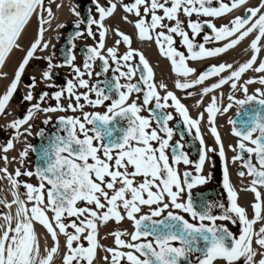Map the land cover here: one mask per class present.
I'll list each match as a JSON object with an SVG mask.
<instances>
[{"label":"snow or ice","instance_id":"6c2138e0","mask_svg":"<svg viewBox=\"0 0 264 264\" xmlns=\"http://www.w3.org/2000/svg\"><path fill=\"white\" fill-rule=\"evenodd\" d=\"M92 4L96 15L89 9L86 19L75 7L70 9L77 17L73 25L76 30L70 34V47L62 63L54 64L55 53L45 57L35 55L48 47L43 33L45 25L50 24L52 12L45 7V0H0V66L6 63L14 49L21 47L18 41L30 18L34 14L39 16L37 37L24 50L25 55L17 65L10 86L0 94V114H8L6 105L31 59L46 62V67L41 70L42 80H50L57 67H70L74 74V79L67 80L59 90L41 91L38 96L34 94L36 78H30L29 91L22 97V102H27L29 107L22 118L5 126L4 130L12 129L13 135L0 145V152L6 154L13 150L14 140L22 135H32L30 121L37 113L79 109L82 116V119L80 116L57 118V130L49 137L50 148L41 147L45 166L37 167L35 172L16 168L14 174H9L8 157L0 156L5 161L0 172L6 174L13 195L11 202L0 199V204L8 209L3 214L5 225L0 230V264H54L61 235L65 238L62 264H94L99 247L98 223L112 221L119 224L125 219L132 223L133 230L110 233L115 247L105 248L104 251L111 255L103 258L110 264H237L241 258L243 264H264V191H261L264 189V111L254 108L239 121L228 118L230 134L236 137L235 144L227 145L233 152L231 157L227 155L216 124L217 115L227 113L234 105L237 116L246 104L264 106V59L256 64L258 53L264 49V0H260L259 6H250L248 0H129L128 3L106 0L104 5L99 0H92ZM118 6L126 14L123 19L134 25L138 38L154 42L160 54L170 61L177 77L174 87L188 90L186 97L200 96L194 106L201 110L195 116L166 83L155 81L152 67L139 50L131 47L128 34L116 29L117 39L111 46L106 45L108 29L104 21L114 15ZM241 7L245 9V15H235L219 26L214 23L216 18L222 19ZM128 16L135 19L128 20ZM181 16L186 19L182 20ZM205 25L210 34L204 32L198 42L196 37ZM250 34L254 36L250 41L252 55L236 67L224 61L197 74L187 63L218 58ZM87 38H91L93 44L86 45L83 63L77 66L74 41ZM175 38H179L178 42L187 54L178 50ZM121 44L127 46L123 53L119 51ZM135 57L139 59L133 66ZM94 66L100 68L95 72L96 76L105 74V84L109 83L106 74L112 72L116 98L107 89L99 87V82L89 84L86 77L93 75ZM249 70L256 75L243 79ZM137 74L138 78L134 79ZM3 75L6 78L7 74ZM193 75L195 79L191 78ZM209 78L213 80L210 84L206 83ZM121 79L125 82L121 83ZM252 84L260 87L249 94L248 87ZM226 85L242 92L244 98L237 99L233 94L225 97L223 87ZM197 86L199 93L191 90ZM77 88L86 91L77 94ZM65 93L70 101L74 97V103L69 102L66 107L61 102ZM205 95L209 97L207 104H203ZM48 100H54L55 104L48 105ZM107 101L110 103L103 114L83 111L85 104L99 107ZM116 117L127 122L118 139L113 137L111 128L102 130L96 125L99 121L107 126ZM50 120L51 117L46 116L43 123L47 125ZM172 121L176 123L169 126ZM181 123L188 135L199 142L196 160L190 159L183 150L182 132L180 140L171 143ZM204 123L213 137L214 147L206 145L201 131ZM25 125L27 127H23ZM44 134V129L37 132L38 136ZM30 147L28 145L19 152L21 165ZM216 156L223 164L226 202L209 201L202 194L194 196L191 191L212 178L211 172L204 174V166L207 163L214 167ZM230 163L238 165L237 174L242 180L245 176L251 177L249 186L244 189L254 194L251 215L238 203V192L231 183ZM180 165L185 166L183 173L179 170ZM22 175L34 177L37 185L21 182L19 177ZM21 187L25 199H21L17 191ZM28 202H31L30 208ZM258 221L262 226L255 230ZM35 222L46 229L53 241L54 246H45L44 255L34 232ZM223 222L236 226L238 233H233ZM83 241H87L86 247ZM254 244L257 247H253Z\"/></svg>","mask_w":264,"mask_h":264},{"label":"bare ground","instance_id":"6f19581e","mask_svg":"<svg viewBox=\"0 0 264 264\" xmlns=\"http://www.w3.org/2000/svg\"><path fill=\"white\" fill-rule=\"evenodd\" d=\"M101 3L102 0H99ZM260 0H248V4L250 6H259ZM59 5V7H57ZM72 7H76V0H55V2L52 4V17L50 20L49 25H45V31L43 33V40L48 42V45L52 43L51 35L55 31V28L57 25H60L62 23H69L73 21L75 16L73 15L72 11L70 10ZM47 8V7H46ZM78 12V10H76ZM234 11V10H233ZM45 15V13H44ZM126 15L123 10L118 7L114 13L109 18H106L104 21V25L106 29H108L106 34V44L107 46L112 45V41L114 38L115 30L119 29L121 32H124L128 34L132 38V44L133 49L139 50L144 57L149 62L150 66L152 67L154 71V79L157 82H164L168 85V88L178 96L182 98V102L188 106L190 113L195 116L197 112H199L201 109L195 107V101L200 99L199 95H194L192 97H186L183 95V92L179 89H176L174 87V82L177 79L176 74L172 71V66L170 61L162 56L159 52V49L157 45L154 42L151 41H141L137 37V30L134 28V25L132 23H128L123 19V16ZM235 15H245V9L243 7L239 8L237 11H234L231 13V15H225L222 19L216 18L214 20V23L219 26L223 23L228 22L232 17ZM46 17V16H45ZM181 19H185L183 16H181ZM205 19V18H202ZM38 15H33L30 18V22L26 25L25 29L23 30V33L21 37L19 38V49H14L8 58H6V63L3 66H0V94H3L6 91V88L10 86V81L14 78V72L17 70V65L21 62L22 57L25 55V51L30 44L35 40L37 37V31H38ZM128 20H134L133 17L128 16ZM253 34H250L248 37H246L242 42L239 43L238 46H235L234 48L228 50L226 53L221 54L218 58H205L203 60L199 61H190L191 67L196 69V72L203 71L205 68H207L210 65L217 64L219 62H229L233 63L234 67L238 66L241 63L246 62L248 59H250L252 53L250 48V41L253 39ZM202 36L196 37V40L199 42L201 41ZM207 47H211L212 45H206ZM48 48V47H47ZM46 48V49H47ZM44 49L41 52V56L47 55L48 51ZM126 49L121 48L119 51L123 53ZM264 58V49H261V51L258 53V59L256 64L258 65V62L260 59ZM199 70V71H198ZM7 74L6 78L3 74ZM226 74V73H225ZM256 74L253 73L251 70H249L244 76L243 79H248L251 77H254ZM27 77H35L38 81V84L36 87L42 88V84L39 83L41 81V67L39 66L38 59H31L30 63L26 66L21 80L19 81L18 88L15 91L14 95L10 98V102L6 105V112L7 115L0 114V126L3 124H8L9 122L13 121L14 116L16 114V108L14 104L15 95L18 92H21L23 94H27L29 91L26 86L22 85L21 81L24 78ZM213 82L212 78L209 79L206 83ZM260 87L258 84H252L248 87L249 94L253 93V89ZM194 92L199 93L200 87L197 86L194 89H191ZM188 91V90H186ZM223 92L225 97L229 94H233L237 99H243V93L237 92L232 89H230L229 86L223 87ZM209 100V97L205 95L203 97V104H207ZM228 101L225 98L224 103L226 104ZM218 103H219V96H218ZM236 106L234 105L227 113L223 115H217L216 117V124L219 126V132L221 134V137L223 138L226 152L228 157L232 155V151L227 149L228 144H235L236 137L232 136L230 134V128L231 126L228 124V118L234 116L236 112ZM167 111H172V109H168ZM144 115V113H141ZM35 117V116H34ZM34 118L30 121V123H33ZM169 126H171V122H169ZM27 127V125L23 126ZM201 131L204 135V139L206 142V145L208 146H215L213 137L208 133L207 131V124L204 123L201 125ZM179 139H174L173 143L178 141ZM24 141L26 140H14V149L10 150L8 153L0 152V156L6 155L8 157V164H7V170L9 174H13L14 170L16 168H21V164L18 162L19 152L23 150ZM199 145V142H198ZM15 158V159H14ZM20 166V167H19ZM5 167V161L3 159H0V168ZM179 170L181 173L185 170V168L180 165ZM238 170V165L236 164H229V172H230V178L231 183L235 187V189L238 192V203L240 206H243L247 208L246 206L249 205V202L253 198V193L251 191L244 190L249 186V180L247 178L239 179L236 175V171ZM191 171V169H190ZM210 172L209 165L206 163L204 166V174H207ZM24 181L34 183L33 180H30L25 177ZM17 191L20 193V198L25 199L22 192H20L19 189ZM261 191H264L261 189ZM0 199H6L8 202H11L13 200V195L11 191V185L9 180L7 179V176L5 173L0 172ZM80 206H83L82 203H79ZM27 206L31 207V202L27 203ZM144 211H147L145 208ZM8 209L4 208L2 204H0V230H2L3 226L5 225V222L3 220V214L7 213ZM15 213V205L12 207V214ZM49 216H51V213H48ZM254 229H256V225H254ZM115 230H127L128 232H131L133 230L132 223L128 221L127 219L123 220L119 224H116L112 221L106 222V224H99L97 227V244L98 249L96 251V255L94 258V264H110V261L106 262L103 258L105 256L110 257V253H107L104 251L105 248L108 247H115L114 245V238L110 234L112 231ZM34 232L38 236V244L41 249V254L44 255V248L45 246L51 247L53 245V241L50 238V234H46V230L42 228L38 222H35L34 224ZM83 245H87V241L82 242ZM253 247H257L255 244ZM259 251V249H258ZM65 252V238L61 235L59 236V248L58 253L54 255L53 261L54 264H62V254ZM259 259V256L256 258ZM237 264H243V258H241L240 261L237 262Z\"/></svg>","mask_w":264,"mask_h":264},{"label":"flooded vegetation","instance_id":"af4514ba","mask_svg":"<svg viewBox=\"0 0 264 264\" xmlns=\"http://www.w3.org/2000/svg\"><path fill=\"white\" fill-rule=\"evenodd\" d=\"M105 2H106V0H102L101 4L104 5ZM123 2L124 3H128L129 0H123ZM76 7L79 8V10L81 11L80 14H81V16L83 18H84V12L88 11L89 9H91V12H92V14L94 16L96 15L95 8H94V6L92 4V0H76ZM76 19H77V17H76ZM76 19H73V21H71L69 23H62V25H64V27H57L56 26L55 31L51 35L52 43L50 45H48V48L46 49L48 51L46 56H49V55H52L53 53H55V56L53 58V63L54 64L62 63V58H63L62 50L64 49V51L67 52V49L70 47V44H69L70 32H73V31L76 30L74 28V26H73ZM83 27H84V25L82 24L81 25V29H83ZM116 39H117V36H116V33H115L113 41H112V44H113V42ZM74 43H75L74 53H75V57H76L74 63L77 66H81L82 63H83V59H84L83 52L86 50V45H92L93 44V40L91 38L76 39L74 41ZM131 47L133 48L132 38H131ZM121 48L126 49L127 46L121 44L119 46V49H121ZM181 48L182 47H178V50H180L182 52H185V54H187L186 53V49L185 48L181 49ZM138 59H139V57H135L134 58V60L132 62L133 66H135V64L138 61ZM187 63L190 66V61H187ZM97 65H99V61H97ZM45 67H46V62L43 60L42 69H44ZM97 71H100V68L98 66H94L93 75L90 78L86 77L87 79H89V84L91 85V84H95V83L99 82V87L107 89L109 94L113 98H116L115 89L112 87V84L115 82L112 79V76H113L112 72L109 71L106 74L109 83L105 84V83H103V81L105 80V74H102L100 76H96L95 72H97ZM138 75L139 74H137V77H135L134 79L138 78ZM72 79H74V74H73V72H72L70 67L64 66V67L54 68L53 69L52 78L50 80H42L43 81V83H41L42 84V88L35 87L34 94L38 96L41 91L52 92V91H55V90H59L60 86H64L66 84L67 80H72ZM36 82H37L36 83V86H37L38 81L36 80ZM120 82L124 83L125 81L123 79H121ZM30 83H31V80L28 81L27 85L29 86ZM46 85H55L56 87L55 88H47ZM83 91H86V89H79V88L76 89L77 94H79L80 92H83ZM66 96H67V94L65 93V97H62V101H61L62 104L65 107L67 106V104L69 102H73L74 103V97L70 101L69 99L66 98ZM22 97L23 96H20V98L17 99L18 102L15 105L16 114L14 116L13 121L16 120L17 118H22L23 115L26 114V110L29 107V104L27 102H22ZM92 98H95L94 94H92ZM81 102H83V101L81 100ZM32 103L35 104L36 101L33 100ZM108 103H110V101L105 102V105L99 106V107H90L87 104H85L83 111H86V112H89V113L95 111V112L103 114L107 110L106 109V105ZM54 104H55L54 100H48V105H54ZM143 113H144L145 116H147L146 112H143ZM109 115H111V114H109ZM46 116H50L51 117V120L49 121V123L47 125H45L43 123V120L46 118ZM59 116H80L81 119H82L81 110H79V109L77 111H75V112H72L71 110H67V111H64V112L57 111V112L48 113V114H43V113L35 114V117H34V120H33V123H32L33 126L31 128L32 135H22L18 139V140H21V139L26 140V141H24V143H25L24 146H26V145L27 146L28 145L32 146V147L28 148L27 156L24 158V159H27V160H29V159L32 160V162L30 163L31 166H30V164L28 162H25V163H23V165H21L22 170H30V171L35 172V169H36L35 168V160L37 158L36 151L41 156V147L42 146L50 148L51 145H50L49 137L52 135V133L56 132V130H57V127H58L57 118ZM97 122L102 124L99 121H97ZM112 123H115V124L118 125V135L120 137L123 134L122 130L127 127L126 120H124V119H122L120 117H116L110 122L109 125L105 126V125L102 124L103 128L104 129L106 127L109 128ZM87 127H91V126L88 125ZM41 129H44V133H45L44 136H38L37 135V132H39ZM12 135H13V130L12 129L9 128L7 131L2 129V131L0 133L1 145H3L4 142H6ZM60 135H64V133L60 132ZM176 135H177L176 138H178L180 140V137H179V134H178V130L176 132ZM3 138L7 139V140L4 141ZM80 138H83V137L81 136ZM173 141H174V139L172 140V143H173ZM189 141H190V137H189V135L186 134L185 139L183 141H181V143L185 144V147H184L183 150L189 154L190 159L196 160V158H194L191 155L190 150L187 148V143ZM95 143L96 142L94 141V144ZM25 148L26 147H24V149ZM215 160H216V164H215L214 167H211V170H210V172L212 173V178L207 181V182H209V185H207L208 183H205L203 185V190H200V191H202V193L204 195H206L207 200H209V201H223V202H226L227 194L223 190V164L219 160L218 156L215 157ZM24 165H25V167H24ZM183 167L185 168V166H183ZM188 170L190 171V167L188 168ZM13 174H14V172H13ZM237 176H238V178H241L238 174H237ZM25 177L26 176L22 175V176L19 177V180L21 182H24ZM26 178H28L30 180H33V182L35 180L34 177H32V178L26 177ZM194 188L191 191H192L193 195L195 196L200 191H197ZM22 192L24 193V189L23 188H22ZM253 198H254V196H253ZM253 198L249 202V205L247 207V211L249 212V215H251L250 205L253 203ZM217 223H222V222L218 221ZM223 223H227V226L230 228L231 231H233V233H238V229H237L236 226H234V225H232L231 223H228V222H223ZM260 226H262V224H261V222L258 221L257 224H256V230H258V228Z\"/></svg>","mask_w":264,"mask_h":264},{"label":"water","instance_id":"95a60500","mask_svg":"<svg viewBox=\"0 0 264 264\" xmlns=\"http://www.w3.org/2000/svg\"><path fill=\"white\" fill-rule=\"evenodd\" d=\"M74 32V31H73ZM73 32H71V33H73ZM202 32H207V33H209L210 34V29H207V27H206V25H205V27H204V29H203V31ZM70 33V34H71ZM62 54H63V57L65 56V54H66V52L64 51V49L62 50ZM254 108L255 109H259V110H261V111H264V106H260V105H256V104H247L243 109H242V111L240 112V115L239 116H237L235 119L237 120V121H239L241 118H243L244 117V114L245 113H252L253 112V110H254ZM159 113V112H158ZM157 113V114H158ZM159 115V114H158ZM162 115V114H161ZM99 126V125H98ZM102 127V126H101ZM178 128H179V134H181V130H180V125H178L177 126ZM111 129H112V131H113V137H115V138H119V135H118V127H117V125L115 124V123H113L112 125H111ZM184 135V134H183ZM113 137H109V139H112ZM187 147L188 148H190V150H191V153H192V155L193 156H195V157H197V153H198V148H197V146H196V144H195V140H193L192 139V137L190 136V143L189 144H187ZM41 162H43L44 163V161L41 159V157H39L38 159H37V161H36V163H37V167L38 166H41V165H43V164H40ZM39 223V222H38Z\"/></svg>","mask_w":264,"mask_h":264},{"label":"rangeland","instance_id":"374dc122","mask_svg":"<svg viewBox=\"0 0 264 264\" xmlns=\"http://www.w3.org/2000/svg\"><path fill=\"white\" fill-rule=\"evenodd\" d=\"M194 18H195V17H194ZM94 30H95V28H94ZM199 36H201V35H198L197 37H199ZM175 39H176V41H177V43H176L175 46H176L177 48H178V47H182V46L179 44V42H178V41H179V38H175ZM182 48H183V47H182ZM182 48H181V49H182ZM41 60H42V59H38V63H39V64L41 63ZM174 123H176V122H175V121H172L171 126H172ZM4 128H5V127H4ZM6 133H7V132H6ZM176 137H177V135H176V133H175L174 136H173V139H176ZM3 140L6 141L7 139H4V138H3ZM171 143H172V141H171ZM26 146H27V145H26ZM26 146H25V147H26ZM24 161H25V159H24ZM31 162H32V160L29 159V160H28V163L30 164ZM30 166H31V164H30ZM190 168H191V167H190ZM206 183H208L207 185H209V182H206ZM79 203H81V202H78V204H79Z\"/></svg>","mask_w":264,"mask_h":264}]
</instances>
